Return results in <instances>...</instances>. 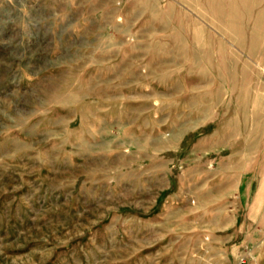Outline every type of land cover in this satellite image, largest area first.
Returning <instances> with one entry per match:
<instances>
[{"label": "rangeland", "instance_id": "obj_1", "mask_svg": "<svg viewBox=\"0 0 264 264\" xmlns=\"http://www.w3.org/2000/svg\"><path fill=\"white\" fill-rule=\"evenodd\" d=\"M151 2L0 0V264H224L213 239L232 230L238 202L227 164L243 155L264 198V0L234 35L201 13L163 20ZM160 107L147 123L159 133L129 136L130 118L108 114L120 129L85 131L94 108L135 120ZM159 135L162 178L183 199L171 197L169 229L136 210L147 208L136 187L150 184L139 145ZM111 140L120 173L113 150L99 151ZM237 256L264 264V228H248Z\"/></svg>", "mask_w": 264, "mask_h": 264}, {"label": "crops", "instance_id": "obj_2", "mask_svg": "<svg viewBox=\"0 0 264 264\" xmlns=\"http://www.w3.org/2000/svg\"><path fill=\"white\" fill-rule=\"evenodd\" d=\"M259 1L260 0H158L157 2L156 0H152L150 3V10H157L159 3L160 18L163 20H188L190 15L194 18L196 13H201V15L197 16V18L217 20L219 21L218 25L222 27L221 29H225V31L222 30V34L234 35L236 32L230 31L231 29L237 27V24L234 22L240 21V27L243 29V21L244 19H247V15L250 12V7H248V4L250 2L257 4ZM239 34H244V32ZM109 99L111 98H108V100ZM114 101L117 102V99ZM142 109L144 108L136 111L139 118L134 120V118L131 119V116H134L133 111H135L132 109L127 110L126 108L125 111L116 115L114 108L107 110L103 109L101 112L100 108H94L92 109L94 112L89 111V113L91 115L94 114L95 119L98 121L96 120L97 123L94 124H86L87 128L85 131L89 132L100 130L104 133H109V131L115 132L118 128L120 129L118 125L116 127L114 123L110 124L104 118L101 119L108 114L115 118H121L123 115H127L130 118V122L124 124L125 126L123 128V132L128 133L129 136L131 133L144 132V130H150L151 134L159 133L162 128V124H147L150 120L148 119V116H163L167 110L162 107L141 111ZM80 110L81 112L83 111L82 108ZM205 110L206 109H203V112H205ZM200 114H202V112ZM149 123H151V121H149ZM82 126L85 125L82 124ZM138 136L144 135H135V138ZM159 136H161L159 139L154 138L153 136L151 138L149 137V140H145L144 143L139 145L141 148V153L139 154V158H137L138 160L136 161H147L145 167L147 171L145 179L149 180L150 184H147L146 192L144 189L142 191L141 188L136 187L138 194H144L146 197H144V201L146 202L147 207L143 208L141 206V202L143 201L141 200L138 202V205L140 206H137L136 210L140 211L141 209H144L145 213L152 214V218L149 219V221L152 222V228L162 227L164 229H169L174 226L176 219L179 218V216L173 212L174 209L172 208L175 207L169 205L171 197L175 198V201L173 200L174 202H179V200L183 202V199H180V195H178V189L176 186L173 190V187L170 186L164 178H162L163 174H167L166 166L170 163V161L166 159V157L162 156L168 147V140L162 138V135ZM103 137L108 138L109 136L105 134ZM117 139H122V137L118 136ZM239 143L242 147H244V140L239 141ZM116 144L120 145V143H114V140L107 141L102 145V148L99 149V151L105 153L106 151L113 150L112 152L114 157L112 161H114V167L112 169L120 173L119 170L121 167V162L120 159L117 160L116 156L120 157L121 153H117L116 148L120 146H117ZM144 151L147 153L143 154ZM252 168L253 166L249 165V161L244 160L243 155L241 156L240 162L233 161L228 163L225 168L227 170L226 183L224 184L226 194L234 197L239 203L236 201L233 203L231 212H233L234 219L231 224L232 230L229 232L227 237H225L223 241L217 237L213 239L215 243L220 244L216 245L217 247L215 246L214 249L219 251L221 250L223 253L228 254L227 256L225 255L223 257L224 264H239L237 254L239 253V247L244 245V236L245 232L247 233L248 228H264V203H262L264 198H261L263 194L259 191H254L251 189L245 181V175H247L249 170ZM137 171V168L133 171L136 176L139 175L136 173ZM136 184L139 185L140 183ZM163 215H166V218L161 220L160 218ZM253 217H256V219L250 220ZM153 230L151 229V233H153ZM147 233H149V231ZM251 236L254 237V239H257L259 234L253 232ZM221 242H224V244ZM242 251L243 250L240 252ZM229 254L231 255V258Z\"/></svg>", "mask_w": 264, "mask_h": 264}, {"label": "built area", "instance_id": "obj_3", "mask_svg": "<svg viewBox=\"0 0 264 264\" xmlns=\"http://www.w3.org/2000/svg\"><path fill=\"white\" fill-rule=\"evenodd\" d=\"M240 264H246V260L244 259V257H241Z\"/></svg>", "mask_w": 264, "mask_h": 264}]
</instances>
